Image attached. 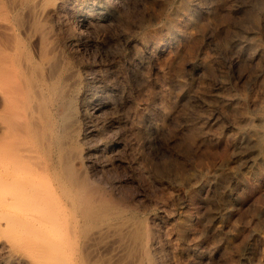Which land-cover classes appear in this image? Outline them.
<instances>
[{"label": "bare ground", "instance_id": "bare-ground-1", "mask_svg": "<svg viewBox=\"0 0 264 264\" xmlns=\"http://www.w3.org/2000/svg\"><path fill=\"white\" fill-rule=\"evenodd\" d=\"M125 6L123 0H0V246L9 263L171 264L174 240L185 236L186 229L161 224L154 211L121 196L122 185L100 175L105 167L99 158L112 159L124 143L99 125L129 103L127 76L116 73L113 62H90L83 51L105 47L107 26L128 24ZM253 20L263 36L264 7ZM132 25L123 26L134 29L125 40L148 47L145 20ZM234 43L238 56L245 55L244 41ZM258 44L249 47L256 64L253 89L227 122L231 134L264 156V44ZM102 65L110 84L101 75ZM139 82L134 118L116 122L109 116L106 126L135 140L143 133L144 83ZM250 111L255 117L247 115ZM228 246L187 245L180 255L210 261L212 249L227 253Z\"/></svg>", "mask_w": 264, "mask_h": 264}, {"label": "rangeland", "instance_id": "rangeland-1", "mask_svg": "<svg viewBox=\"0 0 264 264\" xmlns=\"http://www.w3.org/2000/svg\"><path fill=\"white\" fill-rule=\"evenodd\" d=\"M123 1L129 5L124 14L131 19L128 24L123 21V26L133 27L144 19L142 36L149 46L132 47L125 38L134 29L126 26L128 33L121 24H112L106 27L105 47L99 51L89 46L83 56L90 62H113L114 71L128 78L123 86L129 103L123 111L109 115L113 121L134 118L135 83H144L143 133L137 141L133 135L122 137L118 127L111 131L106 127L107 116V122L99 126L124 143L112 159L99 158L105 167L100 175L105 182L122 185L121 196L154 211L161 224L186 229L185 236L174 240L171 264H264V156L231 134L227 122L229 113H238L253 89L256 64L249 47L264 44V35L257 33L253 20L264 0ZM240 41L248 47L242 56L233 47ZM107 65L100 72L109 83ZM139 65L141 72H135ZM254 113L247 115L255 117ZM140 162L145 170L139 168ZM224 243L230 245L227 253L216 249ZM187 245L199 250L209 245L216 248L210 261L194 262L180 255ZM163 247L168 249L165 241ZM6 259L3 249L0 264H12Z\"/></svg>", "mask_w": 264, "mask_h": 264}]
</instances>
